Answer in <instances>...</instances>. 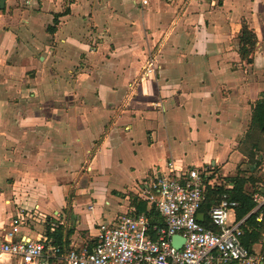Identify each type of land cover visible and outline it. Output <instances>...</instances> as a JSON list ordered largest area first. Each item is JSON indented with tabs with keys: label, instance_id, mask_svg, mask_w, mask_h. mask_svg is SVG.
I'll return each instance as SVG.
<instances>
[{
	"label": "crops",
	"instance_id": "obj_1",
	"mask_svg": "<svg viewBox=\"0 0 264 264\" xmlns=\"http://www.w3.org/2000/svg\"><path fill=\"white\" fill-rule=\"evenodd\" d=\"M263 91L264 0H3L0 243L15 218L14 239L65 252L120 214L149 217L141 188L169 162L231 188L249 158L263 169ZM250 247L264 264V230Z\"/></svg>",
	"mask_w": 264,
	"mask_h": 264
},
{
	"label": "built area",
	"instance_id": "obj_2",
	"mask_svg": "<svg viewBox=\"0 0 264 264\" xmlns=\"http://www.w3.org/2000/svg\"><path fill=\"white\" fill-rule=\"evenodd\" d=\"M146 4L148 0H138ZM149 61L144 74L153 72ZM159 107V106H158ZM167 173L151 176L141 188V195L163 219L162 225H151L145 214H120L111 222L99 223L92 244L71 247L59 253L57 245H46L43 240L30 237L14 239L20 220L13 219L6 240L0 243V255L19 256L25 264L39 258H60L65 264H259L261 256L253 254L241 243L242 219L229 218L237 201L222 193L208 210L214 228L200 223L197 214L204 199L206 172L189 168L175 172L171 162ZM252 199L258 210L264 203V192H256ZM263 218V212L257 219ZM179 234L183 241L178 247L171 236Z\"/></svg>",
	"mask_w": 264,
	"mask_h": 264
},
{
	"label": "trees",
	"instance_id": "obj_3",
	"mask_svg": "<svg viewBox=\"0 0 264 264\" xmlns=\"http://www.w3.org/2000/svg\"><path fill=\"white\" fill-rule=\"evenodd\" d=\"M254 38L251 30H249L246 25H243L241 40L243 43L247 41L249 44V48H245V46L240 47V52L243 57L249 55L251 50L250 46L254 44ZM248 60L250 61L249 57ZM252 113L253 125L259 130V132L264 134V91L261 94V98L255 102ZM253 147L260 150L261 146H259L257 142H254L252 148L249 149V153H251L252 156H254L255 153L253 152ZM246 164V168L239 167L236 174L229 178L233 183L231 188H225L221 183L215 184L214 187L207 186L206 184L204 199L201 202L197 219L203 225L214 228L209 220L208 210L218 201L222 193H227L230 199L237 201V206L234 208L236 219L244 217L241 225L243 233L240 240L241 243L250 250L251 244L258 239L261 232L264 230V203L260 205L258 210L251 212L252 208L255 206L252 196L256 192H264V188L257 186L259 180L263 182V179L259 178V175H257V172L260 169L261 159L249 158ZM260 211L263 212V218L258 221L256 217ZM148 215L151 225L159 226L163 224L162 217L154 207L149 209ZM58 247L60 248L59 253L63 252L62 247Z\"/></svg>",
	"mask_w": 264,
	"mask_h": 264
},
{
	"label": "water",
	"instance_id": "obj_4",
	"mask_svg": "<svg viewBox=\"0 0 264 264\" xmlns=\"http://www.w3.org/2000/svg\"><path fill=\"white\" fill-rule=\"evenodd\" d=\"M0 4H2L3 5V0H0ZM183 237H181L179 234H173L172 236H171V243L174 245V246H176V247H178L179 245H180V243L183 241Z\"/></svg>",
	"mask_w": 264,
	"mask_h": 264
},
{
	"label": "rangeland",
	"instance_id": "obj_5",
	"mask_svg": "<svg viewBox=\"0 0 264 264\" xmlns=\"http://www.w3.org/2000/svg\"><path fill=\"white\" fill-rule=\"evenodd\" d=\"M262 164H263V169H259L258 172H257V175H261L262 179H263V182H264V160L262 161ZM260 172V173H259ZM259 173V174H258Z\"/></svg>",
	"mask_w": 264,
	"mask_h": 264
}]
</instances>
